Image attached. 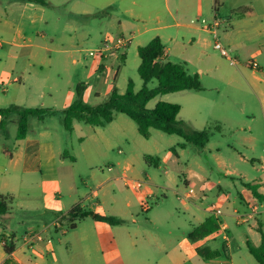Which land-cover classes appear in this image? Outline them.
Listing matches in <instances>:
<instances>
[{
    "label": "rangeland",
    "instance_id": "rangeland-1",
    "mask_svg": "<svg viewBox=\"0 0 264 264\" xmlns=\"http://www.w3.org/2000/svg\"><path fill=\"white\" fill-rule=\"evenodd\" d=\"M41 1L45 6L39 5L41 7H38L35 20L25 22L22 25L24 31L20 34L21 38L16 35V39L20 43L32 41L45 45L48 49L43 51L44 55L52 59L50 67H47L42 75L46 78L48 87L53 88L47 89L46 92L55 96L56 101L53 103H56L57 107L46 98L45 108L54 107L57 112L48 115L39 124L47 126L53 134L58 153L59 180L46 182L42 181L40 175H34L23 179L21 186L17 187L14 184L17 182L16 178H12L14 200L7 199L10 215L7 218L0 217V234L13 232L19 244L26 233L40 232L53 243L55 257L53 264H110L102 256L105 250L110 249V234L101 236L103 250H96L93 234L96 233L97 228L92 218L85 219L83 223L81 220L77 221L78 224L81 222V227L71 229L69 223L62 219L63 216L60 218L56 216L66 213L78 204L90 208L98 202H101L106 211L120 210L122 208L120 204H115L113 200L116 193V196L127 194L140 200L141 205L148 209L142 211L137 208L135 214L138 219L144 223L148 218L160 221L155 232L164 241L173 239L174 242L171 241L169 244L174 245L179 236L190 235L197 227V221L177 199L179 194L185 192V180L189 175V169L205 176L207 173L202 168H211L212 171L208 176L210 181L214 184L221 181L226 192L234 199L238 197L237 189H240V153L243 155L247 153L245 155L248 157H258V153L240 146V134H243L240 133L239 128L240 98L236 96L237 89H232L227 83L229 78L240 80V68L248 67L253 61L252 53L256 48L247 47L254 43L250 42L240 47V50H229L222 35L220 39L229 50L231 57L239 61L237 65L231 64L219 50L214 48L213 35H208V42L201 49L190 48L187 54L192 60L190 64H185L180 56V49L174 43L170 45L172 49L169 60L183 65L191 73L199 74L203 90L171 93L166 97L158 96L149 102L148 108L153 109L159 101L181 105L178 119L185 123L186 132L210 129V140L205 148L191 143L181 148L179 145L185 143L182 137L156 129H151V137L145 139L140 135L137 124L125 114H117L114 122L106 127L75 122L72 132H69L64 128L60 111L64 107L65 96L70 91L76 94L77 85H85L83 99L93 105L106 102L114 88L125 93L129 80L134 81L136 92L142 88L143 80L138 72L141 63L138 48L148 45L157 37V30H146L159 24L155 20L148 19L146 14L144 15L146 19L143 20L128 18L135 26L139 25L138 30H134L137 36L126 47L108 51L107 55L113 53V58L110 62L104 63V68H99L102 58L99 55L89 56V53L112 47L119 38L129 37L126 31L122 32L119 28V23L127 19L122 12L121 4L117 2L111 8L103 6L109 0ZM169 1L171 7L175 9L176 0ZM187 1L189 0H184L186 3ZM250 1L203 0L206 12L201 19L208 20L216 3L223 24L228 18L237 20L236 12L247 14L251 10ZM232 3L236 4L233 6ZM32 6L38 5L33 3ZM242 18L247 16L240 15V19ZM194 20L197 21V18ZM168 22L173 23V20L169 18ZM170 32L171 35L166 36L167 39L174 38L175 34L172 33L175 29H171ZM9 49L14 50L19 56L28 55V50L12 48L4 44L0 48L1 59L6 58L4 54ZM200 50L205 53L201 54ZM13 61L14 59L9 60V64ZM200 68L203 70L201 76L197 72ZM157 85V80H153L149 87L155 88ZM3 88L10 87L0 84L2 96H4ZM7 105L6 102L0 103V107L3 108L8 107ZM3 119L0 115V122ZM18 122L19 115L11 114L6 121V128L0 129V144L2 143L0 156L3 147L14 149ZM173 148L177 154L172 151ZM147 155L159 158V166L155 163H147ZM219 160L223 161L221 166ZM127 166L131 167L132 172L126 170ZM53 172L54 167L50 166L46 170V176L51 177ZM114 175H123V178L144 182L150 178L157 187L154 197L139 195L138 189L127 185L124 180L122 184L124 183L125 186L122 185L123 191H121L111 179ZM233 184L236 185V189L233 188ZM99 185L102 186L98 194ZM145 188L142 183L140 189ZM217 194L218 189L209 192L207 206L218 204ZM24 205H29V209L34 212L29 215L22 213L21 207L28 208ZM228 223L230 225L228 235L232 238L228 253L233 264H259L249 253L246 238L242 235V230L244 228L248 230L252 224L240 227L232 218ZM47 224L49 226L43 230ZM252 230L256 233L249 234V243L257 246L260 244L261 236L257 233V229ZM170 232H173V235H169ZM82 236H88V239L82 245H77ZM223 236L221 232L215 234L218 240H222ZM204 243L209 244L207 241ZM141 244L142 242H138L139 248ZM120 248L125 256L129 252L128 249L131 250L125 243H121ZM161 257L163 254L155 255L156 259Z\"/></svg>",
    "mask_w": 264,
    "mask_h": 264
},
{
    "label": "crops",
    "instance_id": "crops-1",
    "mask_svg": "<svg viewBox=\"0 0 264 264\" xmlns=\"http://www.w3.org/2000/svg\"><path fill=\"white\" fill-rule=\"evenodd\" d=\"M202 1L189 0L186 3L184 0H176L175 9L171 7L169 0H109L103 6L112 8L113 4L117 2L121 4L122 12L127 19L119 23V28L122 32H127L130 43L137 36L134 30H138L139 25L135 26L128 18L143 20L146 19L144 17L146 14L148 19L155 20L159 24L157 27L147 29L146 31H158L157 36L161 38L164 45L165 61H170L169 56L172 49L170 45L174 43L180 49V56L185 64H190L192 60L187 55L190 48H194L195 50L201 49L207 44L208 35L211 36V33L203 28L201 24L192 23L195 18L200 20L206 12V6ZM250 2L253 15L242 19L238 16L237 20L228 18L225 24L221 20L220 37L222 39L223 35L225 45L229 50H240V47L246 46L250 42L254 44L247 48H256L252 53V57L259 68L253 69L250 66L240 68V80L229 78L227 83L232 89H237L236 96L240 98L239 128L240 133H243L240 134V146L246 150L250 149L252 152L258 153V157H248L245 155L247 153L244 155L240 153V189H237V198L233 199L231 194L226 192L221 181L218 184L210 181L208 176L212 171L211 168H202L207 173L205 176L189 169V175L185 180V192L182 195L190 193L191 198L187 201H181L177 197L182 207L197 221L198 227L206 220L210 218L214 219L211 213V206H207L206 204L209 192L218 189L216 196L218 204L216 205L223 208L226 214L225 221L228 229L226 232L219 230L216 233H223V239L218 240L215 237L216 233H214L209 237L193 242L188 237L189 235H187L185 237L179 236L175 244L170 245L171 241L174 242L173 239L164 241L155 232L158 229L160 221L148 218L147 222L144 223L138 219L135 210L137 208L142 211L148 209L143 204L141 205L140 200H136L127 194L116 196L115 193L113 200H115V204H120L122 207L120 210L110 209L106 211L101 202L90 208L78 204L86 211L103 216L117 217L123 221L120 225H111L94 220L97 228L96 233L93 234L96 250H103L104 246L102 245L101 236L104 234L111 235L109 242L110 249L108 248L102 254L106 262L110 264H185L186 262H190V264H233V260L228 253L232 245V238L228 235L230 233L228 220L231 218L240 227L251 225L255 221L248 230L245 228L242 230V235L246 238L248 248L249 234L256 233L252 229H257V233L261 236V243L262 234H264V0H251ZM33 3L38 6H32ZM235 4L232 3L233 6ZM39 5L45 6L41 0H0V48L6 44L12 48L28 50L27 56H19L14 50L9 49L4 54L6 58H0V84L11 88H3L4 96L0 94V103L6 102L8 107L17 106L20 109L32 107L49 109L56 113L57 110H54V107L45 108L46 98L52 103L56 101L53 94L46 92L47 89L53 88L52 86L48 87V82L44 75H42L52 63L51 57L47 58L43 52L47 51L48 48L45 45L32 41L20 43L16 39V35L21 38L20 34L24 31V26L22 25L28 22V20L32 22L35 20V16L39 11L38 7H41ZM212 8V15H210L208 20H212L213 18L220 19L216 3ZM169 18L173 20V23L168 22ZM252 27L253 29L250 30ZM171 29H175V32L172 33V35L175 34L174 38L169 39L168 37L167 39L166 36L171 35ZM240 39H242L241 42ZM200 53L204 54L205 51L200 50ZM193 54H195L194 51ZM112 56L114 54L110 53L103 57L99 68H104V63L110 62V59L113 58ZM23 57L26 58L23 59ZM11 59H14V61L12 64H9V60ZM197 72L200 73V76L203 75L202 68L198 69ZM9 93L11 96H9ZM119 93L123 94L122 92ZM166 96L163 95V97ZM75 97V92L70 91L64 98V107L60 112L68 108L74 102ZM53 104L57 107L56 103ZM8 107H0V109ZM9 117H3L4 119L0 122V129L6 128V121ZM41 122L43 121L30 118L27 136L24 139L16 137L13 143V150L6 147L1 149L0 196H10L14 200L12 194H15V191L14 187L11 186L13 183L11 181L12 178H16L17 182L14 184L17 187L21 186L23 179L34 175H40L42 181L46 182L59 180L58 153L53 141V134L47 126H40L39 123ZM0 147H2V143ZM222 162L218 161L220 166L223 164ZM50 166L54 167V172L51 177H47L46 170ZM126 170L132 172L130 166H127ZM90 178L92 177L90 176ZM111 179L123 191V175H114ZM144 185L146 186L144 190L138 189L139 195L148 198L154 197L157 189L155 183L150 178H147ZM249 185L256 188L262 197L261 199L255 196ZM101 186L99 185L98 188L100 189ZM189 186L191 188H187ZM233 188H237L235 184H233ZM100 191L101 189L97 193L99 194ZM256 203L261 205L259 213L253 219L239 221L238 215L248 214L250 206ZM24 206L28 208L21 207L22 213L29 215L34 212L29 209V205ZM69 211L58 214L56 218L65 216ZM9 215L8 211V213L0 217L7 218ZM85 219L81 220L82 223ZM80 223H76L75 229L81 227ZM48 226V224L45 225L43 230H46ZM2 234L15 238L16 249L13 253L8 254L4 250L3 242L0 241V264H43L45 262L53 264L55 262L53 243L48 244L46 241L39 242L32 249L25 243L24 235L21 243L18 244L17 237L13 232ZM169 235H173V232H170ZM87 239L88 236H82L77 245H82ZM205 241L209 244L204 243ZM138 242H142L141 248L138 247ZM121 243H125L128 248L129 246L131 248V250L128 249L129 252L126 256L120 248ZM198 248H204L205 254L215 253V255L209 258H202L198 254ZM50 249L53 250L52 255L49 254ZM157 253L163 254V257L156 259L155 255Z\"/></svg>",
    "mask_w": 264,
    "mask_h": 264
},
{
    "label": "trees",
    "instance_id": "trees-1",
    "mask_svg": "<svg viewBox=\"0 0 264 264\" xmlns=\"http://www.w3.org/2000/svg\"><path fill=\"white\" fill-rule=\"evenodd\" d=\"M43 4L45 3L43 2ZM236 14L239 17L240 15L250 17L253 12L250 10L247 14H244L238 11ZM138 53L141 59L138 72L143 80L142 88L136 92L134 81L129 80L125 93L121 94L117 88H114L106 102L93 105L86 103L83 99L86 90L85 85H77L76 99L61 112L64 128L72 132L75 122L95 127H106L115 120L117 114H125L137 124L140 135L145 139L151 137V129H156L169 135L182 137L185 143L179 145L181 148H185L187 143L204 148L209 142L210 129L186 132L184 130L185 123L178 119L181 112L180 105L159 101L153 109L148 108L149 102L158 96L184 91H202L203 86L199 75L191 73L181 64L165 61L164 45L158 36L150 41L148 45L139 47ZM153 80H157L158 85L155 88H150L149 84ZM14 113L19 115L17 137L18 139H24L29 131L30 118L44 121L48 115L54 112L49 109L34 107L20 109L17 106L0 109V115L3 117H8ZM172 151L176 154L174 148ZM146 161L147 163H155L156 166L160 164L159 158L151 155L146 156ZM249 187L256 197L262 198L254 186L249 185ZM7 199L13 200L10 196H0V216L8 213L10 209ZM88 217L111 225H120L123 222L117 217L103 216L86 211L80 205L74 206L63 216V219L69 223V228L75 229L77 221ZM218 231L219 227L216 221L210 218L196 227L189 237L191 241L197 242ZM0 241L3 242L6 253L11 254L15 251L16 242L13 236L0 235ZM204 251V248H198V254L202 258L215 255V253L205 254ZM248 251L259 264H264V234H262V241L259 246L248 243Z\"/></svg>",
    "mask_w": 264,
    "mask_h": 264
},
{
    "label": "built area",
    "instance_id": "built-area-1",
    "mask_svg": "<svg viewBox=\"0 0 264 264\" xmlns=\"http://www.w3.org/2000/svg\"><path fill=\"white\" fill-rule=\"evenodd\" d=\"M200 21V22H199ZM193 24H201L203 26V28H205L208 32L211 33V35H213V38L215 40V44H214V48L219 50L221 52V54L226 57L231 64L233 65H237L238 64V60L234 59L231 57V55L229 54V50L224 46V44L221 41V37H220V29L222 26V21L218 18H213L212 20H206V19H197V21L193 20L192 21ZM130 42L129 38H119L116 43L112 46V47H108L105 49H99L97 51H91L89 53V56H96L99 55V57L103 58L107 55L108 51L111 50H120L121 48L126 47ZM249 66L253 69H258L259 66L255 61L250 62ZM111 170V168H109ZM123 180L125 181V183L127 185H131L132 188L134 189H140L142 187V183H144V181H140V180H135L133 178H126L124 177ZM187 188H191L190 186ZM191 198V194L188 193L187 195H182L179 194L178 195V199L181 201H187ZM261 208V205L256 203V204H252L250 206V211L248 214L245 215H238V220L240 221H247L250 219H253L258 213H259V209ZM211 213L214 216V220L216 221L219 230L226 232L227 231V225H226V221H225V217L226 214L223 210V208H221L218 205H212L211 206ZM63 219V217H62ZM58 225V223H57ZM46 241L48 244H51L52 241L50 239H46L44 237L43 234H41L40 232L38 233H26L25 234V243L27 245L30 246V248L34 249V246L39 243V242H43ZM50 255L53 254V250L50 249L49 252Z\"/></svg>",
    "mask_w": 264,
    "mask_h": 264
}]
</instances>
